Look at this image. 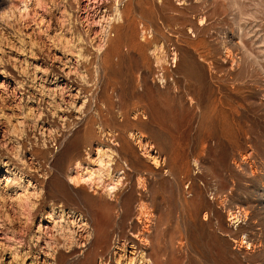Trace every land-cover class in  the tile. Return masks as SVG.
Segmentation results:
<instances>
[{"label":"rangeland","instance_id":"rangeland-1","mask_svg":"<svg viewBox=\"0 0 264 264\" xmlns=\"http://www.w3.org/2000/svg\"><path fill=\"white\" fill-rule=\"evenodd\" d=\"M243 47L228 0H0V264H264Z\"/></svg>","mask_w":264,"mask_h":264},{"label":"clouds","instance_id":"clouds-1","mask_svg":"<svg viewBox=\"0 0 264 264\" xmlns=\"http://www.w3.org/2000/svg\"><path fill=\"white\" fill-rule=\"evenodd\" d=\"M228 7L229 20L238 32V39H246L250 46L253 41L256 44L264 41V0H228ZM240 51L243 72L264 79V52L254 47H243Z\"/></svg>","mask_w":264,"mask_h":264},{"label":"bare ground","instance_id":"bare-ground-1","mask_svg":"<svg viewBox=\"0 0 264 264\" xmlns=\"http://www.w3.org/2000/svg\"><path fill=\"white\" fill-rule=\"evenodd\" d=\"M119 24V23H118ZM201 24V23H200ZM150 25V24H149ZM116 26V25H115ZM120 26V25H119ZM117 28V27H116ZM152 42V41H151ZM225 100V99H224ZM238 119H240V115L239 114H236V118H235V120H238ZM237 123V122H236ZM241 124V123H240ZM107 155V154H106ZM104 157H106V156H104ZM110 157V156H109ZM108 158V157H107ZM114 164H115V162H113V160H111V158H109V159H104V158H100V159H98V161H97V165H98V168H96V169H93V168H89L90 170H89V172H88V174H87V177L86 176H82L81 177V179L79 178V179H76V178H71L70 179V182L71 183H80V182H82V181H84V182H87V183H89V184H93L94 182H96V181H98L99 180V182H105V178L107 177H109L112 181H111V183H109V184H107V185H109V189L110 190H112V191H114L115 192V190L118 188V185H119V183L118 182H120V179L118 178L117 180H116V178H114V175H113V170H114ZM78 166H79V164H78ZM77 166V167H78ZM95 184V183H94ZM118 190V189H117ZM141 209H142V207H141ZM185 210V209H184ZM142 211V210H141ZM183 213H184V211H182ZM144 213V212H143ZM125 215H126V209L123 207L122 209H121V211H120V213H119V216H118V219H117V221L118 222H120L122 219H124V217H125ZM233 215V214H232ZM233 218L234 219H236V222H239L240 220H239V216H236V215H234L233 216ZM116 222V221H115ZM114 222V223H115ZM139 222H142V218H140L139 219ZM117 223V222H116ZM116 223H115V225H116ZM117 225H118V223H117ZM121 225V224H120ZM111 226V225H110ZM109 235H110V232H107L106 233V237L108 238L109 237ZM135 237H137V235H134ZM106 238V242H107V244L109 243V241H108V239ZM105 248H107L106 246H105ZM141 260V261H140ZM145 263V257H141L139 260L137 259V258H131V262H130V264H144Z\"/></svg>","mask_w":264,"mask_h":264}]
</instances>
